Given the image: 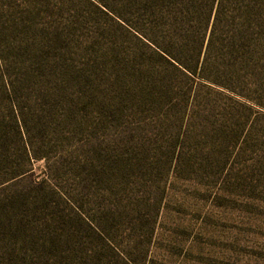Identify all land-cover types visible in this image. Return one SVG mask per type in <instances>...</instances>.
Segmentation results:
<instances>
[{
	"label": "rangeland",
	"instance_id": "374dc122",
	"mask_svg": "<svg viewBox=\"0 0 264 264\" xmlns=\"http://www.w3.org/2000/svg\"><path fill=\"white\" fill-rule=\"evenodd\" d=\"M144 4L0 0V122L4 78L34 158L0 185V264H264V0H217L214 82L137 38ZM7 143L0 181L29 169Z\"/></svg>",
	"mask_w": 264,
	"mask_h": 264
},
{
	"label": "trees",
	"instance_id": "16d2710c",
	"mask_svg": "<svg viewBox=\"0 0 264 264\" xmlns=\"http://www.w3.org/2000/svg\"><path fill=\"white\" fill-rule=\"evenodd\" d=\"M143 5L147 17L144 20L146 29L152 32L160 30V35L157 38H152L146 31L140 27L135 26L130 21H126L130 30L142 42L146 43L149 48L159 55L170 67L182 76L187 78H201L202 80H211L210 76L204 74L205 62L207 61L206 52L203 50L206 41V32L215 25V18L211 25V20L217 10V0H144ZM144 3V2H143ZM175 9L176 7H179ZM171 7V8H169ZM173 11V12H171ZM178 11L177 14H175ZM133 21V20H132ZM210 42L213 36L210 34ZM190 52V57L188 53ZM3 99L10 103V116L14 121L13 128H8L4 122H0V159L7 158L10 151L8 145V136L14 132L21 143V152L29 165V169H17L12 178L3 179L0 185L8 183L13 179H20L25 177L31 170V163L34 159L30 155L28 142L24 139V130L26 129V122L21 115V110L14 105L13 94L17 90L16 85L8 84L3 78ZM214 82V81H213ZM176 88V87H175ZM178 89V87L176 88ZM10 121V118L9 120ZM38 159V158H36ZM38 190L43 188V185L37 184ZM21 203H25L23 202ZM29 202V201H28ZM0 203H2L0 201ZM8 201L5 202L4 207H7ZM12 203V201H9ZM1 206V204H0ZM12 210V208H11ZM78 214V213H77ZM78 216V215H77ZM79 217H81L79 215ZM10 221L11 216L0 211V220ZM81 221L84 219L81 217ZM86 223V222H85ZM9 227H12L10 225ZM15 235V229L14 233ZM72 236L70 232L64 230V236Z\"/></svg>",
	"mask_w": 264,
	"mask_h": 264
}]
</instances>
